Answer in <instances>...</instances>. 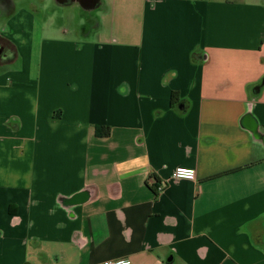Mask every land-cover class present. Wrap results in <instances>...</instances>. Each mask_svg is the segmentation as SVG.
Listing matches in <instances>:
<instances>
[{
	"label": "crops",
	"instance_id": "obj_1",
	"mask_svg": "<svg viewBox=\"0 0 264 264\" xmlns=\"http://www.w3.org/2000/svg\"><path fill=\"white\" fill-rule=\"evenodd\" d=\"M75 2L0 14V264H264V0Z\"/></svg>",
	"mask_w": 264,
	"mask_h": 264
},
{
	"label": "rangeland",
	"instance_id": "obj_2",
	"mask_svg": "<svg viewBox=\"0 0 264 264\" xmlns=\"http://www.w3.org/2000/svg\"><path fill=\"white\" fill-rule=\"evenodd\" d=\"M18 6L31 9L43 37L64 35L70 38L84 37L82 28L94 30L96 19L104 12L105 5L84 10L77 2L60 4L57 0H14ZM89 35V32L88 34ZM93 37L92 34L89 38Z\"/></svg>",
	"mask_w": 264,
	"mask_h": 264
},
{
	"label": "flooded vegetation",
	"instance_id": "obj_3",
	"mask_svg": "<svg viewBox=\"0 0 264 264\" xmlns=\"http://www.w3.org/2000/svg\"><path fill=\"white\" fill-rule=\"evenodd\" d=\"M64 3L80 1L84 7H90L94 4L95 0H58ZM13 7V0H0V14L5 11L11 10ZM12 47V43L9 39L0 35V53L3 52L2 55H11L12 52H9ZM1 55V56H2Z\"/></svg>",
	"mask_w": 264,
	"mask_h": 264
},
{
	"label": "built area",
	"instance_id": "obj_4",
	"mask_svg": "<svg viewBox=\"0 0 264 264\" xmlns=\"http://www.w3.org/2000/svg\"><path fill=\"white\" fill-rule=\"evenodd\" d=\"M181 170H184L186 173H190V175H182ZM172 177L178 179H185V180H194L195 179V170L189 167H176L172 172ZM164 183L159 182L155 187V192H159L163 189ZM98 264H133L128 259H116V260H105Z\"/></svg>",
	"mask_w": 264,
	"mask_h": 264
},
{
	"label": "trees",
	"instance_id": "obj_5",
	"mask_svg": "<svg viewBox=\"0 0 264 264\" xmlns=\"http://www.w3.org/2000/svg\"><path fill=\"white\" fill-rule=\"evenodd\" d=\"M179 101H181V99L179 98V94H178L177 92H172V93L170 94V99H169V104H170V106H171V107H175V105H176ZM96 133H97V135H99V136H108L109 133H110V129H109V127H107V126H106V127H101L100 130L98 129ZM151 179H153L154 181H156L154 177L151 178ZM157 184H158V183H156V184L152 187V190L154 191V193H156V192H155V187H156Z\"/></svg>",
	"mask_w": 264,
	"mask_h": 264
},
{
	"label": "water",
	"instance_id": "obj_6",
	"mask_svg": "<svg viewBox=\"0 0 264 264\" xmlns=\"http://www.w3.org/2000/svg\"><path fill=\"white\" fill-rule=\"evenodd\" d=\"M178 109L182 110L183 109V104H178ZM243 123L246 125V127L251 130V131H255L256 130V123L255 121H253V119H251V117L249 115H246L245 117H243ZM263 140H264V135L262 136Z\"/></svg>",
	"mask_w": 264,
	"mask_h": 264
},
{
	"label": "snow or ice",
	"instance_id": "obj_7",
	"mask_svg": "<svg viewBox=\"0 0 264 264\" xmlns=\"http://www.w3.org/2000/svg\"><path fill=\"white\" fill-rule=\"evenodd\" d=\"M181 174L182 175H185V174L190 175V173H186L184 170H181Z\"/></svg>",
	"mask_w": 264,
	"mask_h": 264
}]
</instances>
